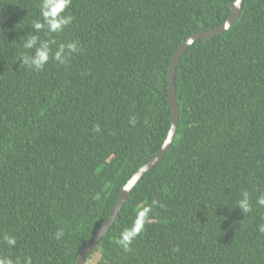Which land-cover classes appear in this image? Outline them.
I'll return each instance as SVG.
<instances>
[{
    "label": "trees",
    "instance_id": "obj_1",
    "mask_svg": "<svg viewBox=\"0 0 264 264\" xmlns=\"http://www.w3.org/2000/svg\"><path fill=\"white\" fill-rule=\"evenodd\" d=\"M233 1L71 0L61 15L72 20L51 33L33 28L43 22L41 0H0V256L76 261L123 185L163 144L172 55L191 34L221 25ZM41 43L50 59L37 71L21 55L30 60ZM174 78V138L87 259L264 264L256 203L264 194V0H244L227 30L191 43ZM243 191L247 214L237 206ZM153 200L125 251L121 233Z\"/></svg>",
    "mask_w": 264,
    "mask_h": 264
},
{
    "label": "clouds",
    "instance_id": "obj_2",
    "mask_svg": "<svg viewBox=\"0 0 264 264\" xmlns=\"http://www.w3.org/2000/svg\"><path fill=\"white\" fill-rule=\"evenodd\" d=\"M71 3V0H41L40 13L43 18V22L36 21L33 23V28L37 31L47 28L51 33H57L61 31L64 25L68 24L72 20L71 16L61 15L66 7ZM38 36L32 35L30 38L24 42L23 47L25 49H31L35 46ZM72 51L77 50V45L75 43L67 45ZM63 46L54 54L53 59L60 60V53L63 51ZM50 50L47 43H41L39 47H36L35 54L29 60L26 55L22 54V63L28 68H33L34 70H41L44 65L50 59ZM131 123H135L133 119ZM95 131H99L97 126ZM242 198L238 201L237 206H239L244 214L250 213L252 211V205L250 203L249 193L243 191L241 193ZM158 202L153 200L152 205H146L142 207L136 215V218L130 228H126L121 233V238L119 244L123 247L125 251H130L129 245L132 243L133 239L143 230L145 223L149 220V213L152 207ZM256 203L260 206H264V194L257 197ZM258 231L264 233V224L258 226ZM63 235L62 232L57 233V238ZM4 240L8 245H14L16 240L14 237L5 236ZM0 264H13L12 259L4 256H0Z\"/></svg>",
    "mask_w": 264,
    "mask_h": 264
},
{
    "label": "water",
    "instance_id": "obj_3",
    "mask_svg": "<svg viewBox=\"0 0 264 264\" xmlns=\"http://www.w3.org/2000/svg\"><path fill=\"white\" fill-rule=\"evenodd\" d=\"M244 0H234L230 4V14L228 18L219 26L212 28L210 30H202L191 34L186 40H184L176 49L174 54L171 57L169 69H168V105L171 110L170 114V128L167 132V135L163 141V144L159 148L158 152L146 163H144L132 176L128 179V181L123 185L121 192L118 195V199L113 206L112 210L109 213L108 218L103 222V224L94 232L91 236L89 242L79 251L78 257L73 264H84L88 255L94 250L96 244L99 239L106 233L109 227L113 224L115 218L117 217L121 207L125 203L131 189L135 185V183L139 180V178L144 175L148 170H150L153 166L157 165L163 155L165 154L167 148L171 144L176 128L179 121V110L177 105L176 98V87H175V68L178 63L180 56L183 54L185 49L194 41L204 38V40H208L209 38L221 34L225 30H227L230 25L237 20L240 15L241 8Z\"/></svg>",
    "mask_w": 264,
    "mask_h": 264
},
{
    "label": "rangeland",
    "instance_id": "obj_4",
    "mask_svg": "<svg viewBox=\"0 0 264 264\" xmlns=\"http://www.w3.org/2000/svg\"><path fill=\"white\" fill-rule=\"evenodd\" d=\"M97 259H98V254H94L93 258L87 259L84 264H94Z\"/></svg>",
    "mask_w": 264,
    "mask_h": 264
}]
</instances>
